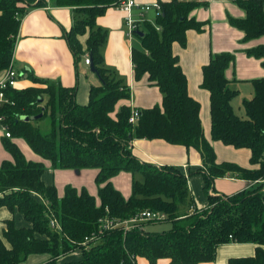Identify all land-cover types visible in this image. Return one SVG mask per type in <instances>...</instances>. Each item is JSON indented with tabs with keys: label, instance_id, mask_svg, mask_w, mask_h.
Returning <instances> with one entry per match:
<instances>
[{
	"label": "trees",
	"instance_id": "1",
	"mask_svg": "<svg viewBox=\"0 0 264 264\" xmlns=\"http://www.w3.org/2000/svg\"><path fill=\"white\" fill-rule=\"evenodd\" d=\"M50 1L80 13L71 30L64 32V39L77 68L84 55L78 36L89 32L85 52L100 84L90 88L86 105H77L75 87L43 80L24 70L33 83L45 87L5 89L12 102L0 108V115L5 117L11 138H23L35 154L51 163V169H97L94 182L100 204L96 205L85 188L78 192L70 185L59 198L54 185L47 186L42 180L43 163L27 161L10 138L2 137L1 143L13 161L0 166V208L17 212L28 225L16 227L14 219L5 222L0 264H21L29 255L40 254L49 256L42 264H135L136 257L146 258L149 264L162 258L170 264L213 263L217 247L231 242L252 243L256 249L254 256L231 258L228 264H264V78L252 81L253 97L242 102L244 115L239 116L231 104L237 92L224 76L234 54H211L202 68L201 87L210 94L211 140L247 149L249 163L255 168H242L229 161L218 163L213 147L203 137L199 103L188 95L187 80L171 51L173 43L186 45L188 30L203 31L206 23L189 15L204 4L164 1L159 3L161 12L155 24L137 23L133 36L139 38L140 48L131 49L134 78L137 81L147 74L148 82L158 87L163 99L160 106L138 109V121L131 125L128 106L115 110L118 102L130 99L129 88L103 67L100 48L106 42V32L95 25L107 7L121 0ZM46 3L0 0V73L11 64L22 18L31 8H42ZM236 5L245 11V17L227 20L245 34L243 41L264 36V0H236ZM245 52L260 59L264 68V46ZM38 115L41 117L35 121L22 119ZM44 118L49 119L48 131L36 124ZM133 139H160L200 153L202 167L195 173L202 174L207 205L196 208L187 176L179 169L146 164L132 155ZM125 171L142 176L133 178L132 193L126 200L110 183L112 177ZM228 176L254 186L229 196L210 194L214 193V180ZM143 210L165 213L171 229L148 233L143 223L126 233L113 229L88 247L81 245L98 231L100 218L124 221ZM53 219L59 229L51 228ZM75 251L81 253L79 260L59 263L61 257Z\"/></svg>",
	"mask_w": 264,
	"mask_h": 264
},
{
	"label": "crops",
	"instance_id": "2",
	"mask_svg": "<svg viewBox=\"0 0 264 264\" xmlns=\"http://www.w3.org/2000/svg\"><path fill=\"white\" fill-rule=\"evenodd\" d=\"M141 6L154 3H163L168 0H134ZM189 3H201L203 6L195 7L189 17L196 21L206 23L202 32L188 30L186 32V45L182 47L173 43L171 51L178 58V65L187 80L188 95L199 103V118L202 124L203 137L211 144L216 153L218 163L233 162L239 167L255 168L249 163L250 151L247 149H234L231 146H224L219 141L210 138V109L208 91L201 87L202 68L208 63L211 54L229 52L234 54V61L225 70L224 76L230 81V88L237 92L232 100L234 111L239 109V116L243 112L242 102L253 97L252 81L264 78V68L260 59L248 57L246 50L256 46H264V36L244 42L243 32L229 24L228 17L242 19L245 11L236 5V0H179ZM157 13L150 10L140 16L139 11L134 9L132 17L138 25L143 23L155 24ZM126 14L115 7H107L105 12L95 19V25L106 32V42L100 48L103 56V67L113 72L115 79L120 80L129 88L128 100L118 102L115 107L126 105L130 109H151L155 105H161L163 96L157 86L148 82L145 74L139 80L134 78V68L131 63L132 36H128L127 26L124 23ZM80 17V13L73 7H57L52 1L47 0L46 6L42 8H31L20 22V29L17 36V44L13 52V68L23 72L25 76L16 84V89L41 87L44 85L33 83L25 71H29L40 79L59 82L62 86L76 88L75 101L77 105L88 103L90 88L98 86L99 79L93 72L89 76L84 60L89 57L85 52L86 39L89 32L78 36L82 45L84 55L74 65V58L71 55L67 41L64 39V32H69L73 22ZM25 70V71H24ZM0 73V80L4 77ZM46 98V97H45ZM46 101L45 99H43ZM236 113V111H235ZM2 131L0 130V166L3 162L13 161L10 153L5 150L1 143ZM10 141L17 145L20 152L27 161L43 163L45 170L42 180L45 185H54L57 195L62 198L67 185L74 187L80 192L85 188L94 197L96 205L100 204L98 186L95 185V178L99 172L97 169H51V163L35 154L23 138H10ZM132 155L139 161L155 165L157 167H175L187 176L190 196L195 202L196 208L200 209L207 205V198L203 194L204 182L202 174L195 172L202 167L200 153L193 148L187 149L184 146L173 145L160 139L146 140L133 139L130 145ZM189 173H193L188 176ZM138 176V178H137ZM141 174L120 172L111 178L110 183L118 190L126 200L132 193L133 178L141 179ZM254 186V183L246 180H237L230 176L214 180V193L212 195L229 196ZM264 190V189H263ZM14 219L16 227H24L28 224L17 212L11 213L5 207L0 208V238L3 236L5 222ZM256 245L252 243L231 242L223 244L216 249V258L213 263L202 262L201 264H228L231 258H246L254 256ZM47 254L29 255L21 264H42L47 262ZM81 253L75 251L65 257H61L59 263L79 260ZM135 264H149L146 258L136 257ZM156 264H170V260L158 259Z\"/></svg>",
	"mask_w": 264,
	"mask_h": 264
},
{
	"label": "built area",
	"instance_id": "3",
	"mask_svg": "<svg viewBox=\"0 0 264 264\" xmlns=\"http://www.w3.org/2000/svg\"><path fill=\"white\" fill-rule=\"evenodd\" d=\"M114 7L116 9L122 10L126 14L124 18V23L127 26L128 36L133 35V32L137 27V21L134 20L132 17V12L134 9L139 11L140 16L144 15L150 10H155L157 14L161 12L159 3H154L149 6H141L137 4L134 0H121L119 4ZM84 63L86 65L90 63L89 57L85 58ZM4 72V77L0 80V108L5 104H10L12 102L8 100V98L5 96L4 91L7 88H16L17 81L19 77H21V75L23 74V72L18 73L14 70L12 61L10 66L6 70H4ZM130 112L131 114L128 119V122L131 125H135L138 121L140 111L131 108ZM4 122L5 117L0 115V130L3 132L2 136L4 138H11L10 131L8 130L7 125H5ZM167 218L168 216L165 213H162L160 211L153 212L149 210H143L137 215L124 221H120L114 218L110 219L109 217L100 218L98 221V231L93 232L90 237L85 238L84 242L81 245L88 247V244L92 243L93 241H97L102 234L113 231V229H121L123 230V232L126 233L127 231L132 230L133 228H139L143 223H156L160 221H165ZM50 226L53 229H59V225L56 219H53L50 222Z\"/></svg>",
	"mask_w": 264,
	"mask_h": 264
},
{
	"label": "rangeland",
	"instance_id": "4",
	"mask_svg": "<svg viewBox=\"0 0 264 264\" xmlns=\"http://www.w3.org/2000/svg\"><path fill=\"white\" fill-rule=\"evenodd\" d=\"M132 38H133L132 39V47L135 48V49L136 48H140L139 38H137L136 35L132 36ZM86 69H87V72H88L89 76H92L93 72H91L90 66H88ZM14 70L17 71L16 68ZM24 78H25V76L24 77L21 76V77H19L18 81L21 80V79L23 80ZM44 99L47 101V99L45 97H44ZM46 101H44V104L46 103ZM235 111H236V114L239 115V109H237ZM241 115L242 116L244 115V111L242 112ZM36 124L41 129H43V131H48L49 119L48 118H44L42 120H38L36 122ZM137 178H138V176H137ZM225 195H227V194H225ZM143 229H144L145 232H148V233H161V232L169 231L171 228H170V223L168 221H160V222H156V223L144 224L143 225Z\"/></svg>",
	"mask_w": 264,
	"mask_h": 264
},
{
	"label": "water",
	"instance_id": "5",
	"mask_svg": "<svg viewBox=\"0 0 264 264\" xmlns=\"http://www.w3.org/2000/svg\"><path fill=\"white\" fill-rule=\"evenodd\" d=\"M90 69H91V72L93 71L95 74H97L96 69H94L92 65H90ZM38 100H39V102L43 101L40 98H38ZM40 117H41V115H38V116H35V117H32V118L27 117V116H23L22 119L25 120V121H35L36 119H38Z\"/></svg>",
	"mask_w": 264,
	"mask_h": 264
}]
</instances>
